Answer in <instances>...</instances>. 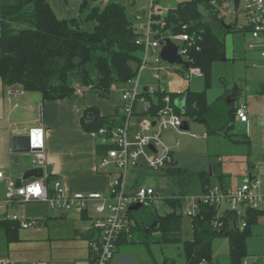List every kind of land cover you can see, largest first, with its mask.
<instances>
[{
  "label": "trees",
  "instance_id": "obj_1",
  "mask_svg": "<svg viewBox=\"0 0 264 264\" xmlns=\"http://www.w3.org/2000/svg\"><path fill=\"white\" fill-rule=\"evenodd\" d=\"M129 1L101 0V5L90 7L89 0H83L80 10L89 9L84 20L92 23L89 30L76 18H58L50 0H5L0 54V77L4 85H19L26 92L41 93L47 101L72 99L77 96V90L108 97L114 87L125 85L136 76L143 54V47L136 44L140 26L129 17L134 3ZM233 28L237 26L227 24L209 0H191L167 18V34L190 36L192 45L185 44L187 59L201 70L205 80L202 92L187 93L186 117L192 122H204L211 110L207 90L211 86L213 66L227 60L226 37ZM150 99L155 115L162 107L161 96H156L157 101ZM108 123L96 117L85 129L96 133ZM229 139L234 144L250 145L246 135ZM211 171L213 174L214 167ZM164 173L173 178L181 195L191 191L205 192L214 186L208 171L196 172L173 164ZM218 180L220 184L217 185L230 188L222 175L219 174ZM52 181L49 176L48 183ZM154 214L158 223L156 229L161 233L159 243L181 246L185 264H212V245L219 237L229 241V264H245L249 257L248 240L262 212L247 213L244 217L246 228L241 231L236 227L239 219L235 212L224 210L218 216L214 207L202 203L199 213L192 219L193 239L190 241L182 238L184 217ZM217 218L224 223L222 231L213 227ZM3 228L8 232V241L17 240L18 223L8 220ZM86 236L89 239L91 233ZM122 241L125 240L118 246ZM165 264L175 263L166 261Z\"/></svg>",
  "mask_w": 264,
  "mask_h": 264
},
{
  "label": "crops",
  "instance_id": "obj_2",
  "mask_svg": "<svg viewBox=\"0 0 264 264\" xmlns=\"http://www.w3.org/2000/svg\"><path fill=\"white\" fill-rule=\"evenodd\" d=\"M162 2L166 6L172 4L165 0ZM146 5L147 0H137V5L131 10L136 11L137 14H144ZM227 24L230 23L227 22ZM236 29L233 28L232 32ZM243 61L248 68H252V63H264L259 55L254 52L245 53ZM254 70L257 69L253 67V70L249 72L252 75L251 82L261 84L259 88H252L249 93L248 86L236 85L232 90L225 89V93L222 90L221 96L212 101H209L207 96L211 110H209L205 121L200 123L188 121L189 130L186 132L190 133L192 124H197L207 134L204 139L209 140L210 137H214L213 142L217 140L223 147L228 148L227 150L223 149V154L214 150V152H210L209 146L205 148L204 153L207 154V157H205L204 165L199 168L196 166L192 168L196 172L208 171L210 176L217 180L220 174L229 184H236L240 181L243 183L247 178L255 177L264 180V79H260L259 72ZM261 70L264 71V68ZM184 74L187 76L188 72L185 71ZM194 78L204 77L203 75L193 76L181 81H174L171 85L173 94H175L173 97L174 106L178 114L182 115L181 103L179 102L181 97L187 96L188 92L203 91V86L195 91L192 90L191 81ZM150 83V74L146 72L142 78V87L145 88ZM8 87L4 85L0 77V172H3L5 176V179L0 180V257H8L15 264H26L22 252L25 249L24 246L31 244L41 248L38 256L41 260L32 263L91 264L88 239L85 238L86 234H90L91 213H86L79 218L73 214L60 212L50 214L41 211V214L34 218L38 221L36 226L39 227L36 230L42 234L41 236L24 239V241L20 238V230L27 229H22L19 226L17 240L8 241V232L3 226L8 220H11V216L19 213H15L14 210L18 208L17 206L8 205L6 202L8 179L16 183L19 180L23 181L25 174L36 168L31 163L29 152H15L13 150V140L15 137L27 136L29 130L39 127L38 113L42 107L47 167H52L49 176L52 177L53 181L50 185L52 186L54 181L60 180L69 193H105L109 187V176L97 166L101 157L106 153L107 147L95 132L87 131L85 126L92 124L96 117L110 122L105 126L120 125L123 121L122 91L121 97L114 95L117 89L123 90L125 86L114 87L108 97H102L98 93L85 90L83 94H77L72 99L58 101L44 100L42 94L38 92H26L23 96L10 97L7 95ZM14 87L20 88L21 86ZM242 101H245L249 108V121L247 123L237 121L235 115L233 117V112ZM136 120L138 121V119ZM185 120H187L186 117ZM239 123L247 127L248 131L245 132V135L250 139V145L234 144L230 141V136H238L230 133H233L235 124ZM185 136L193 140L200 139L193 138L188 134L178 135L175 131L167 132L164 137L168 145L173 147L174 165L180 168H190L189 163L193 161H190L191 155L187 145L178 151ZM178 139L180 146L176 147L175 143ZM227 151L232 153H227ZM212 167H214L213 174ZM141 173L142 171L133 173L135 175L131 179L132 184L144 185L141 183ZM175 189L177 190L169 193L180 194L176 186ZM198 193L201 192L198 191ZM28 204L40 205L42 203ZM156 213L158 214V212ZM154 215L149 218L142 217L141 220L135 218L139 222H137L139 227L136 228L140 233H136L135 228L132 239H121L125 241H122L118 246L116 257L111 264H165L166 261L185 264L181 246L159 243L161 233L156 229L158 223ZM51 228H53L52 233ZM56 229L61 232L54 234ZM183 230L184 227L182 226L183 240L190 241L188 237H183ZM135 235L141 241H145L146 251L141 250L135 244ZM155 238L157 239L155 240ZM20 239L22 242L18 243ZM152 241L164 246H174L175 249L173 250L180 255V261L173 257H164L161 262L157 261L150 250ZM253 243H259L263 250L261 255H264V213L258 217L257 223L252 228V234L248 240L249 257L246 260V264H264V257L256 261L254 260L257 258L256 255H250V249L253 250ZM18 254L21 255L17 256Z\"/></svg>",
  "mask_w": 264,
  "mask_h": 264
},
{
  "label": "built area",
  "instance_id": "obj_3",
  "mask_svg": "<svg viewBox=\"0 0 264 264\" xmlns=\"http://www.w3.org/2000/svg\"><path fill=\"white\" fill-rule=\"evenodd\" d=\"M4 1L0 0V54L3 49L5 26ZM189 1L191 0H176V5L166 6L160 4L162 0H147L145 13H138L135 16L140 26V36L136 44L143 47V54L136 76L126 83L122 90L123 121L120 125L103 126L95 133L107 147L97 166L109 176L107 192L69 193L60 180L54 181L51 186L46 174L34 182L21 186L8 179L6 193L8 205L38 202L45 204L52 212L73 214L79 218L91 213L89 228L91 237L88 239L91 264H111L116 257L120 240L133 238V231L137 227L133 214L140 211L131 210L134 206H145L158 212V207L166 204L170 214L188 218L192 222L199 213L201 204L205 203L214 207L218 216L224 210L235 212L239 219L236 227L241 231L246 228L247 221L244 217L247 213L252 211L264 213V180L260 177L247 178L234 189H223L220 185H214L205 192L189 195L172 194L153 185L131 183L135 175L133 173L141 172L145 167L159 174L174 164L173 147L164 141L167 132L175 131L178 135L188 134L193 138H200L199 135L181 129L185 117L176 112L173 99L175 94L171 85L174 81L202 76V72L199 68L193 67L187 59L185 44L191 43L190 36L165 32L168 16ZM129 2L134 3L133 7L137 5L136 0ZM209 3L220 11L225 21L228 18L227 13L232 11L234 13L232 23L237 27L239 16L236 17L235 13H240L244 20L242 28L251 34L253 40L248 46L249 50L258 52L260 58L264 60V0H240L238 9L235 8L234 0L222 2L209 0ZM168 39L179 47V54L189 62V68L171 65L161 58V50ZM251 66L257 67V64L252 63ZM185 71L188 72L187 76L184 74ZM146 72L150 74L151 83L143 88L142 78ZM84 91L77 90L76 94H83ZM25 93L22 87L10 86L7 90L10 97L23 96ZM157 95L161 96L162 107L154 115L150 98L157 101ZM43 116L41 107L38 113L40 125L29 130L27 136L31 141L28 154L32 165L46 170L47 149ZM235 118L241 123L249 121V108L245 101L238 104ZM175 146H180L179 139L176 140ZM3 179L5 176L0 172V180ZM37 188L39 192L32 191ZM170 202H173L174 206ZM11 220L18 223L22 229H30L38 224L37 220L21 217L19 214L11 216ZM213 227L222 231L224 223L217 218ZM0 264L15 263L8 257H0Z\"/></svg>",
  "mask_w": 264,
  "mask_h": 264
},
{
  "label": "rangeland",
  "instance_id": "obj_4",
  "mask_svg": "<svg viewBox=\"0 0 264 264\" xmlns=\"http://www.w3.org/2000/svg\"><path fill=\"white\" fill-rule=\"evenodd\" d=\"M137 1V0H136ZM169 3H172L173 5L175 4L176 0H165ZM83 0H50L51 6L53 11L55 12V14L57 15L58 18L60 19H66V20H70L73 18L78 19L80 22H82V27L84 29H92V23H85L84 20L88 14V10L89 9H84L82 12L80 10L81 4H82ZM90 2V7L93 6H98L101 5V0H89ZM163 2H160V4ZM176 5V4H175ZM232 7H234V5L232 4ZM137 15L136 11H132L129 15L130 19L132 20V22H135V16ZM227 19L226 21L230 24H232V18H234V13L232 11H229L227 13ZM235 16L238 17L239 16V25L237 27L236 30H234L233 32L230 33L228 39H226V47H227V57L228 59L226 61H221L218 62L216 64H214L213 69L212 70V77H211V86L210 88H208L207 90V96L209 101H212L216 98H219L221 96V92L222 90H224L225 93V89L227 90H232L236 85L243 87L244 86H248V91L252 88H259L261 84L258 83H253L251 82V77L252 75L249 74L250 70H253L252 68H248L246 63L244 64V57H245V53H249L252 52L251 50H249L248 46L251 42H253L252 40V36L249 32L245 31L244 28H242V25L244 24V20L242 19V17L240 16V13H235ZM249 51V52H247ZM257 55H259L258 52H254ZM260 57V55H259ZM261 61L264 62L263 59H261ZM257 67H255L254 71H258L259 72V78L260 79H264V72L263 69L264 68V63H257ZM193 77V76H192ZM191 87L192 90L195 91L197 89H199L201 86L202 89H205V80L204 78H194L191 81ZM121 91L122 89L119 88L117 89L116 93L114 96L116 97H121ZM250 93V91H249ZM187 118V117H186ZM188 121H191L187 118ZM248 129L244 124H235V128L233 130V133L230 134H237V135H245ZM190 134H196L200 136L199 140H193L192 138L190 139L188 136H185L183 138V142L181 147L178 149L181 150V148L184 147V145L188 146L189 149V154L191 155L189 158L191 161L190 164V168H195L193 166L196 167H200L204 165V160L205 157H207V154L204 153L205 148H208V150L210 152L217 151L221 154H223V149L227 150L228 148L223 147L222 144H220L217 140L215 142H213V140H215L214 137H210L209 140L204 139L205 136L207 137V134L205 133V131H202L201 128L197 125V124H192V129L190 131ZM232 138H234L232 136ZM165 141V139H164ZM167 143V142H166ZM168 144V143H167ZM170 146V145H169ZM175 149V147H174ZM213 151V152H214ZM227 153H232L227 151ZM164 172H161L160 174H158L157 172L151 170L148 167H145L142 170L141 173V183L144 185H149L152 184L153 186H155L156 188H160L166 192H170V191H175L177 189H175V185L173 183V178L169 177V176H164ZM240 182L236 183V184H228L230 188H236V186L238 187V185H241ZM212 185H217L220 184V181L217 180L216 178H212ZM190 194H198V191H191ZM18 208H15V213H18L21 217H26L28 219H34L36 217H38L42 212H46V213H53L52 211L49 212L48 211V207H46V205H38V204H19L17 205ZM155 213L154 209H150V208H144L140 211H136L133 214L134 218L137 219H142L143 218H149L152 217V215ZM158 214L162 217L165 215L170 214V209L166 204H162L158 207ZM183 237L184 238H189L188 240H191L193 238V227H192V222L187 219V218H183ZM36 220V219H34ZM36 227V228H35ZM39 227V226H38ZM37 226H34L30 229L27 230H20V238L24 239H32V238H36L38 236H41L42 234H40V232L36 229H38ZM57 231L53 232L54 234H58L61 231H58V229H56ZM53 231V228H51V233ZM45 233V232H44ZM43 233V234H44ZM136 233H140L139 230H137L136 228ZM143 238V236H142ZM157 238H155L156 240ZM153 239V241H155ZM25 241V240H24ZM153 241L151 242L150 245V250L152 251L153 255L155 256L156 260L161 262L162 259L164 257H173L176 260L180 261V255L178 254V252H176L175 247L174 246H164L158 243H153ZM21 239L18 243H21ZM37 243V241H35ZM31 243V242H30ZM135 244L138 245V247L143 250L146 251V244L145 241H141L139 239V237L137 235H135ZM25 249L22 252L23 257L25 258V263H32L33 261H38L41 260L38 258L39 256V250L41 248L32 246L31 244H27L26 246H24ZM263 252L261 246L259 245V243H253V250L250 249V255L254 254L256 255V261H258L259 258L264 257V255H261ZM21 254H18L17 256H19ZM146 256V255H144ZM229 241L226 237H219L217 238L212 245V264H229ZM10 259V258H9ZM11 260V259H10Z\"/></svg>",
  "mask_w": 264,
  "mask_h": 264
},
{
  "label": "water",
  "instance_id": "obj_5",
  "mask_svg": "<svg viewBox=\"0 0 264 264\" xmlns=\"http://www.w3.org/2000/svg\"><path fill=\"white\" fill-rule=\"evenodd\" d=\"M239 2L240 0H234L235 8H239ZM161 58L168 62L171 65H179L183 66L185 69L189 68V62L185 61L183 57L179 54V47L170 39H168L162 50H161ZM179 102L181 103V109H182V116L186 117V105H187V96H183L179 99ZM182 130L187 131L189 130V122L188 120H185L181 127ZM30 138L29 136L24 137H15L13 140V150L15 152H26L28 153L30 151ZM52 171V167L49 166L44 170L43 168H35L28 171L23 181L19 180L17 181V185L21 186L24 184H27L29 182H34L37 178H41L46 175H50ZM145 208V206H134L131 208V210H141Z\"/></svg>",
  "mask_w": 264,
  "mask_h": 264
},
{
  "label": "snow or ice",
  "instance_id": "obj_6",
  "mask_svg": "<svg viewBox=\"0 0 264 264\" xmlns=\"http://www.w3.org/2000/svg\"><path fill=\"white\" fill-rule=\"evenodd\" d=\"M36 191L39 192V188H37Z\"/></svg>",
  "mask_w": 264,
  "mask_h": 264
},
{
  "label": "clouds",
  "instance_id": "obj_7",
  "mask_svg": "<svg viewBox=\"0 0 264 264\" xmlns=\"http://www.w3.org/2000/svg\"><path fill=\"white\" fill-rule=\"evenodd\" d=\"M32 191H36V189H32Z\"/></svg>",
  "mask_w": 264,
  "mask_h": 264
},
{
  "label": "bare ground",
  "instance_id": "obj_8",
  "mask_svg": "<svg viewBox=\"0 0 264 264\" xmlns=\"http://www.w3.org/2000/svg\"><path fill=\"white\" fill-rule=\"evenodd\" d=\"M121 241V240H120Z\"/></svg>",
  "mask_w": 264,
  "mask_h": 264
}]
</instances>
